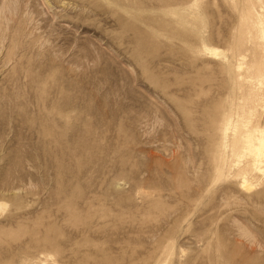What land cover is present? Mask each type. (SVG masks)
I'll use <instances>...</instances> for the list:
<instances>
[{"label": "rangeland", "instance_id": "1", "mask_svg": "<svg viewBox=\"0 0 264 264\" xmlns=\"http://www.w3.org/2000/svg\"><path fill=\"white\" fill-rule=\"evenodd\" d=\"M263 120L264 0H0V264H264Z\"/></svg>", "mask_w": 264, "mask_h": 264}, {"label": "bare ground", "instance_id": "2", "mask_svg": "<svg viewBox=\"0 0 264 264\" xmlns=\"http://www.w3.org/2000/svg\"><path fill=\"white\" fill-rule=\"evenodd\" d=\"M214 53L216 54L217 50ZM245 139L246 157L252 159L253 168L256 173L264 175V120L258 123L253 129H249ZM244 182L245 186L248 187L247 182Z\"/></svg>", "mask_w": 264, "mask_h": 264}]
</instances>
